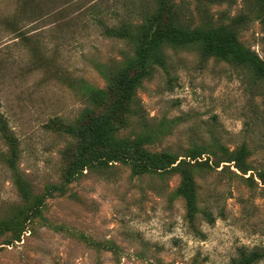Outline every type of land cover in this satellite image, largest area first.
<instances>
[{
  "label": "rangeland",
  "instance_id": "374dc122",
  "mask_svg": "<svg viewBox=\"0 0 264 264\" xmlns=\"http://www.w3.org/2000/svg\"><path fill=\"white\" fill-rule=\"evenodd\" d=\"M169 1L0 0V264H234L264 252V81L199 46H163L165 66L130 99L110 80L136 56L129 29L158 19L223 26L264 62V8ZM101 115L116 121L113 149L138 161L100 160L68 183L81 128ZM162 156L171 168H145Z\"/></svg>",
  "mask_w": 264,
  "mask_h": 264
},
{
  "label": "trees",
  "instance_id": "16d2710c",
  "mask_svg": "<svg viewBox=\"0 0 264 264\" xmlns=\"http://www.w3.org/2000/svg\"><path fill=\"white\" fill-rule=\"evenodd\" d=\"M162 2L163 8L167 10H171L174 6V4L169 3V0H162ZM260 4L264 8V0H260ZM260 19L264 23V18L260 17ZM156 21L129 29L132 33H128L127 36L132 39L135 45L136 56L127 61L117 81L114 78L110 79L111 83L118 85L124 98L130 99L132 97L135 86L139 85L144 77L151 74L154 64L165 66L163 46L173 49L199 46L204 56L217 57L247 67L256 78L264 81V62L253 51L241 44L235 32L226 30L223 26L216 29H190L172 19L169 20L168 26L163 25L159 19ZM91 90L99 94V96L93 94L92 97L94 98L92 100L98 103L103 102L105 93L94 88H91ZM110 111H117L115 105H113V110L110 109ZM116 132V121L110 115L93 117L88 124L81 128L85 145L79 158L70 165L66 178L68 183H71L78 173L83 172L100 160L138 161L136 158L121 157L118 151L113 149L114 145L118 143ZM139 140L142 144L152 142V140L143 137ZM242 152L243 154L246 153L245 149ZM167 160H169L167 156L153 158L145 163V168L148 171L166 170L174 164L172 160ZM172 168L178 170L180 167ZM183 175V186L177 192L185 197L189 211L192 214L196 211L192 177L186 173H183ZM262 259H264V252L253 251L249 254L243 252L241 258L235 261L234 264H255Z\"/></svg>",
  "mask_w": 264,
  "mask_h": 264
}]
</instances>
